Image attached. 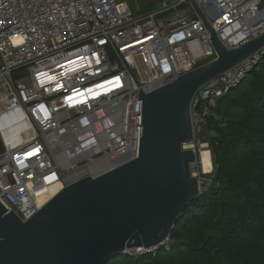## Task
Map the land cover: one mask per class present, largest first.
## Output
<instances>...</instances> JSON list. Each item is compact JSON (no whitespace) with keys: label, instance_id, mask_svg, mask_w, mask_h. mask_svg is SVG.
Returning a JSON list of instances; mask_svg holds the SVG:
<instances>
[{"label":"built area","instance_id":"1","mask_svg":"<svg viewBox=\"0 0 264 264\" xmlns=\"http://www.w3.org/2000/svg\"><path fill=\"white\" fill-rule=\"evenodd\" d=\"M191 1L226 49L264 33V0H159L157 10L136 19L122 12V0H0V204L6 212L27 222L43 206V191L56 194L88 176L97 179L138 156L139 92L217 56ZM263 62L264 47L199 89L191 104L194 132L212 115L210 104ZM203 145L194 135L189 146L199 155ZM170 247L167 237L124 256Z\"/></svg>","mask_w":264,"mask_h":264},{"label":"water","instance_id":"2","mask_svg":"<svg viewBox=\"0 0 264 264\" xmlns=\"http://www.w3.org/2000/svg\"><path fill=\"white\" fill-rule=\"evenodd\" d=\"M216 58L150 93L142 101L138 156L97 178L64 187L27 222L0 204V264H105L128 250H148L170 237L201 194L191 167L198 160L191 104L201 87L264 47V33L226 49L204 13ZM242 84V83H241ZM240 84V85H241Z\"/></svg>","mask_w":264,"mask_h":264},{"label":"trees","instance_id":"3","mask_svg":"<svg viewBox=\"0 0 264 264\" xmlns=\"http://www.w3.org/2000/svg\"><path fill=\"white\" fill-rule=\"evenodd\" d=\"M246 79V89L210 104L212 115L195 129L214 175L176 224L170 250L105 264H264V62Z\"/></svg>","mask_w":264,"mask_h":264},{"label":"rangeland","instance_id":"4","mask_svg":"<svg viewBox=\"0 0 264 264\" xmlns=\"http://www.w3.org/2000/svg\"><path fill=\"white\" fill-rule=\"evenodd\" d=\"M160 7V2L159 0H122V4H121V10L122 12H124L125 14L128 15L129 19H136L139 17H142L152 11L157 10ZM247 79L244 80L242 82V84L235 90H233V92L231 93V95H237L238 92L243 91L244 89H246L247 87ZM3 97V96H2ZM217 101L214 100L212 102V104ZM1 102V100H0ZM3 104V101L1 102L0 106ZM10 124V128H11V134L13 135V137L19 139V128L16 126H13V122L10 121L8 122ZM198 138L201 139L200 137V133L198 135ZM206 138V137H205ZM199 141V139H198ZM205 146V145H203ZM190 147V146H188ZM206 149L208 150V147L206 146ZM198 150V149H197ZM202 150V147L199 149ZM199 156V155H198ZM211 156V155H210ZM212 161V160H211ZM191 172L192 175L201 179H209L210 182H208V185H204L202 184L201 186L203 187L202 192H204V190H207V188H209L210 184H211V177L214 175V167L212 164V171L209 174H205L202 170V166L200 164L199 161V157L196 163H194L191 167ZM53 197V192L52 190H45L40 194L39 197V203L44 205L45 203H47L51 198Z\"/></svg>","mask_w":264,"mask_h":264},{"label":"bare ground","instance_id":"5","mask_svg":"<svg viewBox=\"0 0 264 264\" xmlns=\"http://www.w3.org/2000/svg\"><path fill=\"white\" fill-rule=\"evenodd\" d=\"M188 149H190L191 147H187ZM199 161H200V164L202 166V170L204 173H210L212 171V164H211V159H210V153L209 151L206 149V146H202V150H200L199 152ZM200 186L202 184H208V181L206 180H200ZM201 189H202V186H201ZM53 192V195L55 194L54 191Z\"/></svg>","mask_w":264,"mask_h":264},{"label":"crops","instance_id":"6","mask_svg":"<svg viewBox=\"0 0 264 264\" xmlns=\"http://www.w3.org/2000/svg\"><path fill=\"white\" fill-rule=\"evenodd\" d=\"M210 153V152H209ZM210 159H211V157H210ZM211 164H212V162H211ZM211 173V172H210ZM206 174V173H205ZM207 174H209V173H207Z\"/></svg>","mask_w":264,"mask_h":264}]
</instances>
